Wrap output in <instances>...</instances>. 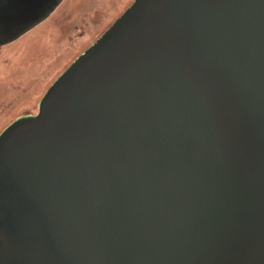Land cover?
Here are the masks:
<instances>
[{"label":"water","instance_id":"95a60500","mask_svg":"<svg viewBox=\"0 0 264 264\" xmlns=\"http://www.w3.org/2000/svg\"><path fill=\"white\" fill-rule=\"evenodd\" d=\"M0 264H264V0H134L6 127Z\"/></svg>","mask_w":264,"mask_h":264},{"label":"rangeland","instance_id":"374dc122","mask_svg":"<svg viewBox=\"0 0 264 264\" xmlns=\"http://www.w3.org/2000/svg\"><path fill=\"white\" fill-rule=\"evenodd\" d=\"M134 0H63L42 23L0 47V134L36 116L55 80Z\"/></svg>","mask_w":264,"mask_h":264},{"label":"bare ground","instance_id":"6f19581e","mask_svg":"<svg viewBox=\"0 0 264 264\" xmlns=\"http://www.w3.org/2000/svg\"><path fill=\"white\" fill-rule=\"evenodd\" d=\"M52 15V14H51Z\"/></svg>","mask_w":264,"mask_h":264}]
</instances>
